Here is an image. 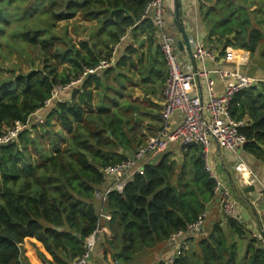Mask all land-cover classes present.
<instances>
[{
  "label": "trees",
  "instance_id": "obj_1",
  "mask_svg": "<svg viewBox=\"0 0 264 264\" xmlns=\"http://www.w3.org/2000/svg\"><path fill=\"white\" fill-rule=\"evenodd\" d=\"M149 2L0 0V139L43 108L58 86L111 61L130 29L145 26L154 46L156 27L144 18ZM214 2L205 14L213 22L209 41L221 44L222 55L233 47L258 54L264 64V12L250 14L241 0ZM78 17L96 25L90 39L76 44L68 25ZM74 28L87 30L79 24ZM14 55L29 65L28 72L6 67ZM108 73L88 77L67 102L53 104L44 125L0 144V264H73L84 256L99 222L96 192L106 187L105 169L135 156L142 146L134 119L125 123L106 106L102 93L108 91ZM95 91H100L97 105ZM231 114L247 121L244 150L264 164V83L238 93ZM173 145L148 157L144 172L131 178L123 194L108 196L110 236L99 241L96 252L121 264H264V243L240 215L208 224L199 233L203 237L194 244L190 238L188 249L175 254L172 263L158 260L172 235L218 203L202 146ZM232 192L248 207L240 190ZM145 256L153 261L141 262Z\"/></svg>",
  "mask_w": 264,
  "mask_h": 264
},
{
  "label": "built area",
  "instance_id": "obj_2",
  "mask_svg": "<svg viewBox=\"0 0 264 264\" xmlns=\"http://www.w3.org/2000/svg\"><path fill=\"white\" fill-rule=\"evenodd\" d=\"M166 15L165 0H150L144 13V18L151 19L158 30L161 50L168 68V79L163 88V127L158 135L149 138L146 144L139 147L135 156L105 169L106 188L96 192V198L100 202L97 230L86 241L84 256L73 264H93L92 257L96 253L99 241L105 236L109 237L108 223L112 221V215L105 208L108 196L113 192L123 194L131 178L137 173L144 172L146 159L164 153L174 143H180L182 147H190L194 144L202 146L206 169L215 181V194L223 218L229 219L240 215L239 201L224 179L216 176L209 161V154L215 139L223 151L235 153L244 149L247 137L242 131L247 126V121L234 119L231 114V105L238 93L256 87L259 83H264V79L252 77L228 67L209 69L207 61H215L216 53L201 43L193 52L197 69H184L176 55L177 39L167 30ZM112 65V60L102 61L96 68L87 69L68 85L58 86L51 98L46 101L45 106L32 113L26 122L18 121L15 127L8 130L0 139V144L13 143L24 131L44 125L47 109L55 103L67 102L69 93L80 88L88 77L106 71ZM214 75H218L225 86L224 93L221 95L215 91ZM201 82H204L205 85L206 99L196 93L199 91ZM176 116H179V120L175 123L173 119ZM235 169L244 187L260 183L264 192V184L245 162L239 161ZM207 216L208 213H204L195 223L188 225L185 231L170 237V243L176 248L177 255L185 252L188 249L190 238L202 231L206 225ZM262 234L263 232L259 231L254 234V237L264 243ZM174 258L173 256L170 259L171 263ZM114 264L121 263L115 261Z\"/></svg>",
  "mask_w": 264,
  "mask_h": 264
},
{
  "label": "crops",
  "instance_id": "obj_3",
  "mask_svg": "<svg viewBox=\"0 0 264 264\" xmlns=\"http://www.w3.org/2000/svg\"><path fill=\"white\" fill-rule=\"evenodd\" d=\"M214 1L215 0H165L167 7V30L177 39L178 43V41L182 40V35L180 33V26H182L190 39L193 52L199 43L215 52V61H207L209 69L228 67L230 69L239 70L249 76L264 79V64L258 54L252 56L251 53L246 50L228 47L224 55H222L221 51L217 50L218 47H221V44L209 41L213 22L211 17L206 19L205 14L216 6ZM241 2L246 5L250 14L253 12H264V0H246V3H244V0H241ZM237 4L239 5L240 3L237 2ZM213 39H215V37H213ZM154 43V46L150 43L148 30L145 26L141 27L139 25L135 30L130 29L126 37L122 39L121 44L114 51L112 57L113 65L108 69V71L110 70V73H108V85L111 83L113 86H111V88L108 87V90H113V92L111 95H108V105L106 106L111 110L112 114H116L121 121L125 123L129 119L132 120L131 111H141L142 117L140 119H137L136 114L132 117L135 121L132 123L134 126L133 131H135L139 146L144 145L150 137L159 134L161 131H159L161 124L162 126L164 124L162 118L164 104L163 88L166 84L168 68L161 50L158 30ZM158 55H160V57H158ZM176 55L184 69H194L190 53L187 49L181 50L178 48L177 44ZM214 79L216 82V93L218 95L223 94L225 86L222 80L218 75H214ZM119 80L121 81L119 82ZM99 93L100 91H95L94 95L97 94V96H99ZM196 93L202 95L204 99H206L207 95L204 82L200 83L199 91H196ZM104 95L106 96L107 94ZM178 120L179 116L173 119L175 123ZM53 123L58 131L62 130V126L58 120L54 119ZM64 135L67 136L68 131L64 130ZM175 146L176 145L171 144L169 149H174ZM213 152L215 155L214 161L219 162L221 166V175L224 181L233 191L234 189L240 190L244 194V199L252 203V206L248 205V207L240 204V215L245 222L248 223L254 234L259 233V231L264 232L263 188L261 184L258 183L255 185L256 187L254 186L256 188L254 192L246 193L245 189L247 187L243 186L240 181V176L235 169L239 161L245 162L256 174V177L264 184V164L260 160L250 156L244 149L235 153L223 151L216 141L213 143ZM177 155L181 158L180 149L177 150ZM105 188L106 187H103L102 190ZM99 204L100 202L98 206ZM222 218L223 215L218 202L217 205L209 209L204 228L206 229V226L213 223L214 220ZM202 235H204V233L195 235V240H193L192 243L194 244V242H197V239L201 238ZM176 251V248H174L171 243H167L160 250L161 260L169 261L176 254Z\"/></svg>",
  "mask_w": 264,
  "mask_h": 264
},
{
  "label": "rangeland",
  "instance_id": "obj_4",
  "mask_svg": "<svg viewBox=\"0 0 264 264\" xmlns=\"http://www.w3.org/2000/svg\"><path fill=\"white\" fill-rule=\"evenodd\" d=\"M79 19L80 18L78 17L77 19L71 20L70 23H69V25H68L69 26L68 27V30H69V32H70L71 36L73 37V40H74V42L76 44H78L83 39H85V40L86 39H90V37L88 36V34L93 33L95 31V25H96V23H92V22L91 23H88V22H80ZM78 24L79 25L86 26L87 27L86 28L87 30L86 31H82V30L79 29L78 31H76V29L74 27H75V25H78ZM65 25H66V23H62L60 25L59 32L63 33V31H64L63 27ZM6 67L7 68H10L11 71H14V70L15 71H19L20 70L19 68H22L25 72L26 71L27 72L29 71V68H28L29 65L24 61V59L18 58V56H16V55L13 56L12 63L9 64ZM5 77H6V75H5ZM121 80H119V82ZM117 84H119V83H117ZM111 86H112L111 83H109L108 87L111 88ZM112 92H113V90L112 91H109L108 90L107 92L104 93V94H107L105 96L106 97V101H108V95H111ZM95 95H96V97H95ZM95 95H94V103L96 104L99 101V96H97V94H95ZM130 114H131V118L134 116V114H136L137 119H140L142 117V113H141L140 110H133V111H131ZM132 120H133V118H132ZM214 156L215 155H214L213 147H212L211 150H210V154H209V161H210L211 165L214 168V171H215L216 176L219 177V178H222V175H221L222 174L221 166H220L219 162H215L214 161ZM201 238H199V239H201ZM199 239H197V240H199ZM188 244L190 246L189 241H188ZM158 258H157L158 260H161L162 259V258H160V252L158 254ZM140 260H141V262H144V261H146V262H152L153 261V259L150 256H148V257L145 256L144 258L140 257ZM92 262H93V264H114L115 261L110 256L107 257V258H105L104 254L100 251L98 253L96 252V253L93 254Z\"/></svg>",
  "mask_w": 264,
  "mask_h": 264
},
{
  "label": "water",
  "instance_id": "obj_5",
  "mask_svg": "<svg viewBox=\"0 0 264 264\" xmlns=\"http://www.w3.org/2000/svg\"><path fill=\"white\" fill-rule=\"evenodd\" d=\"M177 9H178V5H177ZM180 33L182 35V40L178 41V43H177L178 44V48L181 49V50L187 49L189 51L191 59H192V62H193V65H194V69L196 70L197 69V64H196V61L194 59L192 46L190 44V39H189L188 35L186 34V32L184 31V29L182 28V26H180ZM215 141L217 142L216 139H215ZM255 190H256V188L254 186H250V187H247L245 189V192L246 193H250V192H254ZM247 204L252 206V203L250 201H247ZM262 235H263V238H264V232H263Z\"/></svg>",
  "mask_w": 264,
  "mask_h": 264
}]
</instances>
